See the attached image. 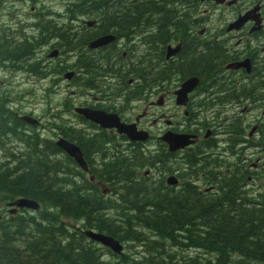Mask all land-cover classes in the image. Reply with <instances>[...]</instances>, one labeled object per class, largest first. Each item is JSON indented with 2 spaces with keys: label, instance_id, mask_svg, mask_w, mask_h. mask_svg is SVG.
<instances>
[{
  "label": "flooded vegetation",
  "instance_id": "obj_1",
  "mask_svg": "<svg viewBox=\"0 0 264 264\" xmlns=\"http://www.w3.org/2000/svg\"><path fill=\"white\" fill-rule=\"evenodd\" d=\"M24 1L0 0V71L53 77L57 87L56 78H61L71 85L68 110L64 108L68 100L54 112L47 108L43 125L31 111L23 116L37 121L26 123L27 129L36 128L44 139L54 144L63 139L78 148L85 161L81 169L71 159L78 181L84 180L91 188L103 187L90 172L99 166L100 155L89 150L86 159L87 152L75 133L86 140L103 135L100 148L107 159L113 153L123 155L128 144L167 157V162L159 160L144 172L166 188L184 185L200 197H213L229 184L237 200L240 190L242 200L249 204L264 202V0H181L176 8L187 13V21L121 22L119 33L115 26L102 32L107 23L89 15L94 10H111L109 2L107 6L79 7L82 0ZM240 17L246 21L238 24ZM160 27L167 33L162 45ZM105 35L112 36V41L90 47ZM39 38L41 43L36 44ZM190 63L195 64L190 67ZM191 78L196 79L195 86L186 93L184 104L176 105L175 92ZM153 95L154 102L149 99ZM171 102L181 116L164 120L166 129L154 138L144 121L155 124L160 117L149 108ZM75 110L116 116L120 123L133 124L148 137L144 142H130L115 129L101 128ZM54 126L71 132L61 133ZM166 132L185 135L189 143L169 151L160 139ZM163 164L167 171L162 170ZM169 177L175 184L166 183Z\"/></svg>",
  "mask_w": 264,
  "mask_h": 264
},
{
  "label": "trees",
  "instance_id": "obj_2",
  "mask_svg": "<svg viewBox=\"0 0 264 264\" xmlns=\"http://www.w3.org/2000/svg\"><path fill=\"white\" fill-rule=\"evenodd\" d=\"M108 2L111 10L89 13L93 20L107 23L104 33L111 26L119 33L121 22L187 21V13L176 8L181 0H82L78 6ZM165 32L159 28L160 45ZM8 98L0 92V208L22 198L36 202L38 209L0 217V264H264L262 200L249 204L240 190L237 200L229 184L213 197H200L184 185L166 188L144 172L159 160L167 162V157L128 144L123 155L113 153L107 159L100 148L102 134L86 140L75 133L86 159L89 150L100 155L99 166L90 172L103 187L91 188L76 179L71 159L61 156L52 140L40 138L8 110ZM87 229L113 237L122 249L128 241L133 250H140L137 256L128 257L122 250L114 254L84 235ZM176 248L196 254L175 256Z\"/></svg>",
  "mask_w": 264,
  "mask_h": 264
},
{
  "label": "rangeland",
  "instance_id": "obj_3",
  "mask_svg": "<svg viewBox=\"0 0 264 264\" xmlns=\"http://www.w3.org/2000/svg\"><path fill=\"white\" fill-rule=\"evenodd\" d=\"M45 4L53 5L54 3ZM56 80L58 87L55 84V78L53 77H30L23 73H13L11 75H7L6 73H2L0 71V92L8 94L12 101V104L8 105L14 112L18 114V116H23L27 112L31 111L32 116L35 117V119L38 117L41 118V125H43V116L47 113V108L52 107V112H54L55 107L65 100H68L69 104L68 106L65 104L64 108L67 110L70 108L69 98L71 97L72 87L71 85L68 86L67 82L65 80H61V78H56ZM149 99L154 102L155 95ZM58 109L59 107H57L56 110ZM149 110L155 112L160 117L155 122V124L149 123V119L144 121V126L148 128L150 135L154 136V138L159 136L163 130L166 129L164 120H172L173 115H175L177 118H180L181 116V111L177 110L172 105V102L170 104L165 103L159 107L151 106ZM33 129L36 131V128ZM37 129L40 131L39 127ZM40 137L44 138L42 132L40 133ZM148 146H151V144ZM11 209L12 207H8L7 204L3 208H0V217H4L5 215H16L20 213V210H17L10 214L9 210ZM28 212L30 213L31 211ZM122 244L123 254H128V257L130 254L137 256V253L135 252L139 251L140 248L133 250L134 248L132 247L131 242L128 241L123 242ZM173 251L175 252V256H191L196 254V251L193 249L185 252L184 250L176 248V250Z\"/></svg>",
  "mask_w": 264,
  "mask_h": 264
},
{
  "label": "water",
  "instance_id": "obj_4",
  "mask_svg": "<svg viewBox=\"0 0 264 264\" xmlns=\"http://www.w3.org/2000/svg\"><path fill=\"white\" fill-rule=\"evenodd\" d=\"M216 3L221 2V0H214ZM238 24L245 22L246 17H240L236 20ZM113 39L112 36L105 35L93 43L90 44V47L96 48L102 45L111 42ZM176 50H172L171 53H167L166 57L170 54H173ZM68 79V76L66 78ZM193 82H192V81ZM191 82V83H190ZM190 83V84H189ZM193 83V84H192ZM188 84V85H187ZM196 84V79L191 78L185 81L179 90L175 92L176 95V105H183L185 102V95L189 92ZM187 86V87H186ZM77 113H81L84 118L88 119L89 121L93 122L94 124L100 126L101 128H108V129H115L118 134H122L126 136L127 140L130 142H144L147 139V133L144 131H137L133 124L125 125L118 121L116 116H99L96 112H91L88 110H75ZM19 119L25 123L35 124L37 121L33 118L28 116L19 117ZM187 136L185 135H173L170 132H166L160 139L168 145L169 151H175L177 149L183 148L189 142L187 141ZM55 145L70 159L74 161V163L81 169H85V163L82 160L81 154L73 144L64 141L63 139H58L55 142ZM175 179L172 177L167 178L166 183L168 185L175 184ZM8 207H12L13 211H9V213L15 212V210L25 209L29 211H36L38 209V205L36 202L27 200V199H15L14 201L7 204ZM83 234L86 235L89 239L97 242L98 244L106 247L114 254H121L122 245L119 243L118 240L114 239L111 236L104 235L93 230L87 229L83 231Z\"/></svg>",
  "mask_w": 264,
  "mask_h": 264
},
{
  "label": "bare ground",
  "instance_id": "obj_5",
  "mask_svg": "<svg viewBox=\"0 0 264 264\" xmlns=\"http://www.w3.org/2000/svg\"><path fill=\"white\" fill-rule=\"evenodd\" d=\"M24 1V0H23ZM22 2V1H21ZM25 2V1H24ZM42 2V1H41ZM45 2V1H44ZM47 2V1H46ZM16 3V2H15ZM39 3V2H38ZM54 3V2H53ZM74 3V2H73ZM39 5V4H38ZM18 6V5H17ZM49 6H51V5H49ZM5 7V6H4ZM55 7V6H54ZM45 8V7H44ZM47 8V7H46ZM26 9H28V8H26ZM42 9V8H41ZM12 10V9H11ZM39 10V9H38ZM40 11V10H39ZM63 11H65V10H63ZM30 12V11H29ZM22 13V12H21ZM62 14V13H61ZM8 15H9V13H8ZM11 15V14H10ZM14 15V14H13ZM77 15V14H76ZM17 16V15H16ZM4 17V16H3ZM6 17V16H5ZM10 17V16H9ZM31 17V16H30ZM57 17V16H56ZM16 18V17H15ZM32 18V17H31ZM31 18H29V19H31ZM12 19V18H11ZM56 19V18H55ZM10 20V19H9ZM27 20V19H26ZM35 20V19H34ZM7 21V20H6ZM11 21V20H10ZM15 24V23H14ZM8 30V29H7ZM7 34V33H6ZM4 35V34H3ZM46 55V54H45ZM66 62V61H65ZM121 122V121H120ZM149 150V149H148ZM152 151H154V150H152ZM85 162V161H84ZM81 176H83V174L81 175ZM87 180V179H86Z\"/></svg>",
  "mask_w": 264,
  "mask_h": 264
}]
</instances>
